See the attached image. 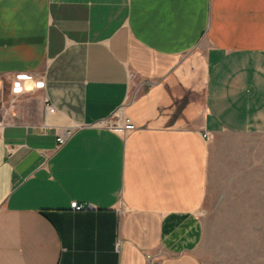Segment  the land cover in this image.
<instances>
[{
    "label": "crops",
    "instance_id": "0c3cea01",
    "mask_svg": "<svg viewBox=\"0 0 264 264\" xmlns=\"http://www.w3.org/2000/svg\"><path fill=\"white\" fill-rule=\"evenodd\" d=\"M0 79V264H264V0H0Z\"/></svg>",
    "mask_w": 264,
    "mask_h": 264
},
{
    "label": "built area",
    "instance_id": "2783aa9c",
    "mask_svg": "<svg viewBox=\"0 0 264 264\" xmlns=\"http://www.w3.org/2000/svg\"><path fill=\"white\" fill-rule=\"evenodd\" d=\"M26 81L31 82L32 88L33 87L37 88L38 86L41 85V82L38 80L37 76L33 74L22 73V72H18L14 74V76L10 78V92L12 93V96H10V98L8 99V104L6 106L7 109L10 110L14 106L15 98L13 95L18 94L19 92H22L24 89H26L25 88ZM6 89L7 87L5 85L4 80L0 79V104L3 101V97L6 92ZM54 110H55V107L53 105L47 104L46 106L47 112H53ZM94 123L96 125L109 126V127H112L115 129H121V130H130V129L135 128V124L132 120L128 118H124L123 120H120L119 117H114V116H109L107 118L98 120ZM71 132H72V129L70 128L60 131L56 137V147H59L63 143H65L67 138L70 136ZM204 136L208 137L209 136L208 132H205ZM71 207L79 210V209L85 208V204L79 202L78 200H72ZM116 247L117 248L119 247V241L116 242Z\"/></svg>",
    "mask_w": 264,
    "mask_h": 264
}]
</instances>
